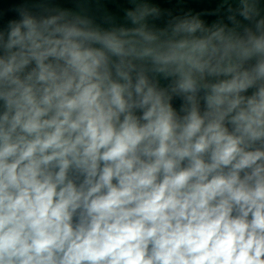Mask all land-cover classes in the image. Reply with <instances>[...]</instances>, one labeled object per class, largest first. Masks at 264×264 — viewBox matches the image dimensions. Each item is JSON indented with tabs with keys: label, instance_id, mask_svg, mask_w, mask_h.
I'll return each instance as SVG.
<instances>
[{
	"label": "clouds",
	"instance_id": "1",
	"mask_svg": "<svg viewBox=\"0 0 264 264\" xmlns=\"http://www.w3.org/2000/svg\"><path fill=\"white\" fill-rule=\"evenodd\" d=\"M123 2L0 26V264H264V0Z\"/></svg>",
	"mask_w": 264,
	"mask_h": 264
},
{
	"label": "water",
	"instance_id": "2",
	"mask_svg": "<svg viewBox=\"0 0 264 264\" xmlns=\"http://www.w3.org/2000/svg\"><path fill=\"white\" fill-rule=\"evenodd\" d=\"M19 0H0V26H3L8 19L15 16V13L11 11L12 7L18 3ZM163 7H176L175 0H158ZM54 3L61 7L76 8L75 0H54ZM89 8L92 14H102L104 10H107L113 14L119 15L120 8L124 6L123 0H90ZM187 7H191L197 11L205 8L215 7L214 0H187Z\"/></svg>",
	"mask_w": 264,
	"mask_h": 264
}]
</instances>
